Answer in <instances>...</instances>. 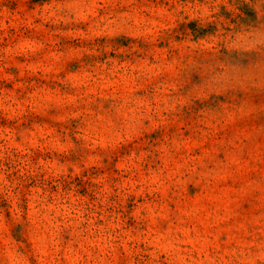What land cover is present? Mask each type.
Masks as SVG:
<instances>
[{
	"label": "rangeland",
	"instance_id": "obj_1",
	"mask_svg": "<svg viewBox=\"0 0 264 264\" xmlns=\"http://www.w3.org/2000/svg\"><path fill=\"white\" fill-rule=\"evenodd\" d=\"M0 264H264V0H0Z\"/></svg>",
	"mask_w": 264,
	"mask_h": 264
}]
</instances>
